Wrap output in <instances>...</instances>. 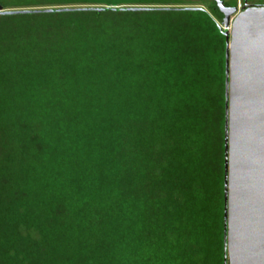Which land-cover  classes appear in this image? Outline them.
Returning <instances> with one entry per match:
<instances>
[{
  "label": "trees",
  "instance_id": "16d2710c",
  "mask_svg": "<svg viewBox=\"0 0 264 264\" xmlns=\"http://www.w3.org/2000/svg\"><path fill=\"white\" fill-rule=\"evenodd\" d=\"M0 7V264H223L213 6Z\"/></svg>",
  "mask_w": 264,
  "mask_h": 264
},
{
  "label": "water",
  "instance_id": "95a60500",
  "mask_svg": "<svg viewBox=\"0 0 264 264\" xmlns=\"http://www.w3.org/2000/svg\"><path fill=\"white\" fill-rule=\"evenodd\" d=\"M216 2L225 38L223 264H264V8L239 14L228 31L235 10Z\"/></svg>",
  "mask_w": 264,
  "mask_h": 264
},
{
  "label": "flooded vegetation",
  "instance_id": "af4514ba",
  "mask_svg": "<svg viewBox=\"0 0 264 264\" xmlns=\"http://www.w3.org/2000/svg\"><path fill=\"white\" fill-rule=\"evenodd\" d=\"M223 7L228 10H235V13L230 17L229 22L231 23L234 19L241 13L249 9H260L264 8V0H219ZM208 4H197L198 8H207V5L213 6L214 13L216 14V19L222 24L224 20V14L219 10L216 0H207Z\"/></svg>",
  "mask_w": 264,
  "mask_h": 264
},
{
  "label": "rangeland",
  "instance_id": "374dc122",
  "mask_svg": "<svg viewBox=\"0 0 264 264\" xmlns=\"http://www.w3.org/2000/svg\"><path fill=\"white\" fill-rule=\"evenodd\" d=\"M164 1V3H186V4H194V5H197V4H208L207 3V0H163ZM220 24V26H222V24L221 23H219ZM224 82V81H223Z\"/></svg>",
  "mask_w": 264,
  "mask_h": 264
},
{
  "label": "built area",
  "instance_id": "2783aa9c",
  "mask_svg": "<svg viewBox=\"0 0 264 264\" xmlns=\"http://www.w3.org/2000/svg\"><path fill=\"white\" fill-rule=\"evenodd\" d=\"M230 29H231V27L229 26L227 30L230 31Z\"/></svg>",
  "mask_w": 264,
  "mask_h": 264
}]
</instances>
